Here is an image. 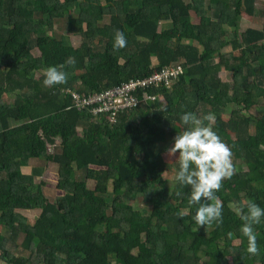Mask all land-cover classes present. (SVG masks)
<instances>
[{
    "label": "trees",
    "instance_id": "1",
    "mask_svg": "<svg viewBox=\"0 0 264 264\" xmlns=\"http://www.w3.org/2000/svg\"><path fill=\"white\" fill-rule=\"evenodd\" d=\"M258 1L0 0L6 264H264V223L254 225L257 251L249 253L236 212L249 201L264 208V0L263 7ZM243 13L261 17L263 27L240 32ZM59 22L63 32L52 46ZM116 30L126 44L114 49ZM71 35L80 37L77 46ZM178 64L184 70L171 87L137 90L156 99L119 111L114 122L78 110L62 93L99 92ZM51 65L66 80L45 86ZM222 70L232 73L231 81L220 77ZM251 110L254 115L245 114ZM184 112L211 113L213 129L232 151L233 174L215 192L219 226H198L189 186L166 175L173 168L164 153L185 127ZM40 158L58 169L63 195L52 200L45 182L36 181L41 169L22 170ZM20 209L40 214L31 224Z\"/></svg>",
    "mask_w": 264,
    "mask_h": 264
},
{
    "label": "clouds",
    "instance_id": "2",
    "mask_svg": "<svg viewBox=\"0 0 264 264\" xmlns=\"http://www.w3.org/2000/svg\"><path fill=\"white\" fill-rule=\"evenodd\" d=\"M125 44L124 34L116 30L113 48H121ZM65 80L66 72L60 66L51 65L45 70L42 83L50 86L61 84ZM179 119L185 127L177 132L171 146L167 148V154H175L178 160L175 180L181 186L187 185L190 188L187 203L194 208L191 219L198 226L206 227L213 222L219 226L223 222L222 208L215 192L221 188L222 180L233 174L231 148L213 129L214 116L211 113L201 118L193 112H184ZM243 209L244 205L241 204L236 210L242 221L239 231L247 239L248 252L254 254L257 251L254 225L264 223V208L249 201L247 210ZM184 214L181 211L177 216L182 218Z\"/></svg>",
    "mask_w": 264,
    "mask_h": 264
},
{
    "label": "built area",
    "instance_id": "3",
    "mask_svg": "<svg viewBox=\"0 0 264 264\" xmlns=\"http://www.w3.org/2000/svg\"><path fill=\"white\" fill-rule=\"evenodd\" d=\"M183 70L184 68L180 64L167 66L147 77L130 79L90 95H82L70 89H62V93L71 95L78 110L88 108L94 115H105L109 121L114 122L119 111L132 108L141 101L156 99L155 95L146 92H143L142 97H139L136 94L137 90L160 86L171 87L173 81L182 74Z\"/></svg>",
    "mask_w": 264,
    "mask_h": 264
},
{
    "label": "rangeland",
    "instance_id": "4",
    "mask_svg": "<svg viewBox=\"0 0 264 264\" xmlns=\"http://www.w3.org/2000/svg\"><path fill=\"white\" fill-rule=\"evenodd\" d=\"M258 7H263V1L259 0L257 3ZM195 21H197V18H194ZM263 27V19L261 17H257V16H250L247 15L245 13L242 14V16L239 19V26H238V30L240 32L245 31L247 28H256V29H261ZM63 29H62V24L61 22L57 23L54 26V31L52 32V37L50 39V43L52 46H55V36L58 33H62ZM72 39V42L74 44V46H77L80 42V37L78 35H71L70 36ZM230 48H226L224 50V52H229ZM33 53L35 55H39V51L38 50H34ZM220 77L224 80V81H231L232 80V73L228 72L226 70H222L220 72ZM161 103L163 104V100L161 99ZM242 113V110H241ZM248 115H254L255 114V110H251L249 112H245V114ZM251 131H254V126H251ZM79 132L82 133V129L79 128ZM50 149H52V146L50 147ZM164 159L167 163H169L172 166V170L170 172H168L166 175L167 177H169L170 179H174L175 178V174H176V165L178 163V160H176V155H168L167 152L164 153ZM31 167H38L39 169H41L42 175L38 176L36 178L37 182L43 181L45 182L44 185V191L47 195V197L49 198V200L54 199L56 196H60L63 195V192L59 189L56 188V182H57V173H58V169L57 166L52 163V162H47L45 159L40 158V159H33L31 160V162L29 163V165L27 166H23L22 170L24 172H29ZM88 185L90 188H93L95 186V182L93 180H88ZM134 203H136V207H140L142 203L141 200H137L134 201ZM21 214H23L24 216L27 217L29 223L33 224L35 222V219L38 217V215L40 214V210L38 209H34V210H18ZM0 264H6L1 253H0Z\"/></svg>",
    "mask_w": 264,
    "mask_h": 264
},
{
    "label": "bare ground",
    "instance_id": "5",
    "mask_svg": "<svg viewBox=\"0 0 264 264\" xmlns=\"http://www.w3.org/2000/svg\"><path fill=\"white\" fill-rule=\"evenodd\" d=\"M116 86V85H115ZM113 87V86H112ZM109 88H111V87H109ZM106 89H108V88H106ZM106 89H103V90H101V91H104V90H106ZM71 90V89H70ZM72 91H74V90H72ZM97 91H99V92H101L100 90H97ZM77 92V91H76ZM99 92H94V93H99ZM79 93V92H78ZM94 93H88V94H86V95H90V94H94ZM81 94V93H80ZM69 95V94H68ZM71 96V95H70ZM73 100V99H72ZM146 101H141L139 104H141V103H145ZM138 104V105H139ZM138 105H136V106H134V107H132V108H135V107H137Z\"/></svg>",
    "mask_w": 264,
    "mask_h": 264
}]
</instances>
